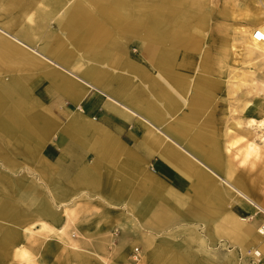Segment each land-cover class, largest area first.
<instances>
[{
    "label": "bare ground",
    "instance_id": "1",
    "mask_svg": "<svg viewBox=\"0 0 264 264\" xmlns=\"http://www.w3.org/2000/svg\"><path fill=\"white\" fill-rule=\"evenodd\" d=\"M203 3L204 0L138 4L134 0H0V158L3 164L17 170L21 164L13 161L12 154L26 155L36 163L28 171L59 189L57 177L66 173L72 181L75 175L61 166L67 154L65 138L69 136L73 144L87 145L96 155L83 167L81 181L97 185L113 196H125L129 204L128 222L134 231L115 246L124 264H130L127 255L135 243L143 246L140 264H186L193 256L190 251L180 255L158 241L165 229L185 221L174 211L176 205L174 209L170 207L168 199L183 203L188 196L182 197L180 190L157 174L150 161L153 156L165 161L189 185L188 191H194L193 212L197 219L215 220L217 236L226 240L222 239L223 244L234 247L229 250L231 264H248L251 257L264 264V220L258 217L264 215V205L235 168V162L251 171L261 165L262 183L264 108L260 116H250L245 122L254 132V139L244 149L239 145L241 139L234 137L227 141L223 152L211 114L190 143L182 144L185 126L200 119L212 103L211 91L217 85L207 75L214 73L209 69V56L201 55L197 60L199 68L194 65V54L201 51L202 39L198 35L207 26L206 17L200 15ZM52 22L61 32H67L65 38L53 29ZM115 30L122 38L137 37L140 47L158 45L152 62L147 64L142 52L130 54L126 50L129 40L122 43ZM257 31L264 33V11L255 18L254 26L244 31L249 52L264 56V41L255 37ZM71 39L103 66L88 65L90 59L78 62L70 47ZM149 67L174 88L188 109L167 131L161 127L164 119L159 106L143 91ZM166 67L177 68L181 74L169 80L163 70ZM158 85L154 83L156 92L169 98V107L177 109L178 101ZM95 92L103 96L97 107L103 104L129 122L140 120L142 132L135 146L125 143L99 121L95 109L86 111L85 103ZM51 97H56L61 107L69 103L75 106L66 120L48 105ZM50 142L62 152L56 161L43 155ZM0 178V219L18 226L21 232L0 222V264L13 258L33 259L35 255L25 248L21 234L28 233L26 236L33 239L36 226L59 236L70 252V264H89V258L94 259L82 238H90L82 229L90 223L84 217L90 210L83 194L56 198L54 210L41 196L38 183H13L4 175ZM100 222L101 219L97 224ZM193 228L184 225L179 231L188 234L190 242L199 239L205 244L206 238L198 236ZM73 231H79V235L73 236ZM136 248L139 247L133 249ZM235 248L242 258L237 257ZM206 250L211 252L212 247L208 244ZM42 260L33 264H42Z\"/></svg>",
    "mask_w": 264,
    "mask_h": 264
},
{
    "label": "rangeland",
    "instance_id": "2",
    "mask_svg": "<svg viewBox=\"0 0 264 264\" xmlns=\"http://www.w3.org/2000/svg\"><path fill=\"white\" fill-rule=\"evenodd\" d=\"M152 1L154 0H134L137 4L140 2ZM203 5L200 15L206 17L205 22L207 26L202 35H198L195 30L193 31L202 39L200 53L196 52L194 54L196 58V63L194 65H196V68H199V62H197V60L201 58V55L205 54L209 56V69L214 73H207V75L210 80H214L217 85L216 88L211 91L212 103L210 102L211 104H209L208 107L206 106L200 119L192 121L185 126L187 130L183 131L184 135L181 136L184 142H182V144L190 143L196 130L204 125L205 118L211 114L215 120L216 135L221 145H223V152L225 151L224 147L227 141L233 140L234 137L241 139L239 145L244 149L247 147V144L254 139V132L246 127L245 122L250 116H260L261 110L264 108V56L259 55V53L249 52V48L245 42L246 33H244V31L246 28L254 26L255 18L264 11V0H204ZM51 25L53 29L57 30L63 37L65 36L64 34H67V32H61L54 22H52ZM114 32L120 37L122 43L129 40L127 51L135 55L143 52L148 63L146 61L143 62L147 64L152 62L154 59L152 57L153 52H156L158 45L149 44V46L144 47V51H141L140 48L142 47H140L137 37L127 35V37L122 38L123 36L120 35L119 32L116 30ZM70 43L71 49L74 50L77 59H79L78 62L81 63L84 59L85 61L90 59L88 65L103 66L95 60L92 53L85 51L83 49L84 47L77 41L71 39ZM163 70H165V72H171L173 74L172 77L181 74L180 70L177 68L166 67V69L163 68ZM191 74L193 73H188V75ZM178 97L181 99L179 95ZM47 102L57 114L65 118L59 108L56 97L48 98ZM187 110V107L179 109L176 118H181ZM66 149V156H83L87 154L89 150L87 145H78L75 141L73 145V140L68 142ZM223 152L222 154L226 155ZM9 155H11V153H9ZM12 157L13 161L21 165L17 167V170H14L3 164L0 158V174L8 177L13 183H23L28 180L38 183L41 196L45 198L49 206L54 210H56L58 202L56 198L60 199L66 196L83 194V197L86 199L87 207L89 206L90 210V212L85 213L84 217L87 216L90 223L86 226L84 225L82 229H86L90 236L97 237L95 241L98 242L86 244L87 248H91L89 254L95 256L96 264H106L104 259L107 263L114 264L117 254L115 246L120 243L122 238H126L134 231L133 227L128 222V220L131 219V215L129 214L130 208L127 198L125 196L116 197V195L113 196L108 191H101L102 189L97 185H95L96 189L100 191H91L90 187H87L86 184L85 186H79L80 183H83L80 180L77 181L78 184L75 186L73 180H64V176L57 177L58 180L56 181L59 189H55L53 183L39 180V178L36 177V173H30L28 171L29 167H34L36 165L29 157L17 152H14ZM155 157L158 159L157 156ZM226 157L232 159L230 156ZM260 157H262L264 165V147L260 148ZM153 160L154 168L158 170L157 173L161 175L160 171H162L166 176H161L165 177L173 186L180 190L183 194L182 197L188 196L187 201L183 203L175 202L171 198L168 199L170 207L174 209L176 205L177 209H174V211L185 221L165 229L162 236L158 238V241L168 244L180 255L190 251L193 256L187 260L186 264H195L200 260L204 261L205 264H231V261L228 259L230 256L229 250L234 247H230L231 244L228 243L223 244V238L217 236L214 223L215 220L200 222L195 212H193L194 191H188L189 185L187 187V183L179 173L170 169L168 170V168L164 169V167H158L155 164L156 160ZM158 160L160 161V159ZM261 167L260 165L258 168H254V170L251 171L244 168L239 162H235V168L238 173L244 178L246 177L247 184L251 186L252 190L257 191V193L264 191V178L262 183L260 182V176H262ZM77 177L81 178L80 176ZM1 182L2 179L0 178V183ZM2 195L3 193L0 192V197H2ZM260 216L264 218L263 214H260ZM99 219H101V222L97 224ZM44 220L51 224L47 218ZM0 222L20 232L18 226L7 223L1 219ZM184 225L193 226V230L198 236L206 238V243L201 244V240L199 239L190 242L188 240V234L179 231V227ZM35 230L37 233L31 240L26 236L28 233L21 234L25 248L30 249L35 255L33 259L13 258L7 260L6 263L3 264H33L41 258H43V260L40 261L42 264H70L67 250H65V246L56 233H47L46 231L40 230L39 226H36ZM78 235L79 231H73V236L77 237ZM84 237L85 236H82V238ZM223 241L226 242L224 239ZM208 244L212 247L211 252L206 250ZM135 246L143 250L142 244L135 243L132 249ZM101 248H107L105 253H103L104 251H102ZM132 249H130L128 253V260L132 264H138L142 258L138 261H133L130 257ZM235 253H239L237 257L239 258V256H241L242 258V255H240L239 250L236 248Z\"/></svg>",
    "mask_w": 264,
    "mask_h": 264
},
{
    "label": "crops",
    "instance_id": "3",
    "mask_svg": "<svg viewBox=\"0 0 264 264\" xmlns=\"http://www.w3.org/2000/svg\"><path fill=\"white\" fill-rule=\"evenodd\" d=\"M140 49H141V51L145 50L143 47L140 48ZM149 63H151V62H149ZM149 68H150L149 69L150 74L148 75L147 78H145V80H143V82L146 84L143 87V91L146 93L147 96L149 95V98L152 101H154L159 106L158 108L160 109V113L162 112V116H163V119H164L163 120L164 123H162L161 127L163 129H166V131H167V130H169L168 127H170V125L172 123H175L174 120L176 118L178 110L182 109V108H185V105L183 103V100L179 99V97L177 95V92L174 90V88H172L170 85H168L165 81L159 79V77H157L156 74L153 73V71H152L153 68L152 67H149ZM126 74L134 76L133 72H128ZM170 74H172V73L171 72H167L169 80H170V78L171 79L173 78L172 75H170ZM137 80H140V79L137 78ZM154 83L157 84V85L159 83V85L161 87L165 88V90L168 92L170 97H172L174 100L176 99L178 101L177 109H175V107L174 108L169 107V103H168L169 98L162 97V96L160 97V95L156 92L157 89H155ZM139 87H141V86H139ZM102 97L103 96L100 95L98 92L92 93L89 96L88 101L85 103L86 104V106H85L86 107V111L88 112V111H91L92 109H95L94 115L98 118L99 121H101L103 124H105L112 132H115V133L119 134L120 138H122V140L125 143H127L128 145H130L132 147L135 146L137 141H138V138H139V136L141 135V132H142V129H141L142 123H140V120H138V118H135V119H133V121L129 122V121H126L124 118L119 117L117 114L108 111V109L103 104L101 106L97 107V105H98L99 101H101ZM58 105H59V103H58ZM73 107H75V106L72 103H69L66 107H63V106L61 107L59 105V108H60L62 114L65 116V118L62 115H60V114H58V115L62 119L66 120L69 117L70 112L74 109ZM70 140H71V138L69 136L67 138H65L64 145L67 146L68 142ZM88 149L89 150L87 151V154H85L83 156H66L65 155V157H64L65 159H63L64 160V164L61 165V166H64L63 170L65 171L68 168V169L72 170L73 172H75L74 179H73V183H74L75 186H77V184H78L77 181L78 180L81 181V179L79 177H77V176H82L81 171H82L83 167L88 165V163H90L91 160L93 159V156L96 155L95 152L93 153L90 148H88ZM61 154H62L61 150L53 142L48 143L46 145V147L44 148V150H43V155L50 161H56L57 158L60 157ZM153 159L156 160L155 164L158 167H162V168L164 167V169L168 168V170L170 169V170L175 171L165 161L161 160L158 157V159H160V161H159L155 156L150 158V161H151V164H152L153 167H154V160ZM155 171L156 172L158 171L157 168H155ZM63 176L65 178L64 180H68L69 179V178H67L68 175H66V173H64ZM79 186H85V184L84 183H80ZM88 186L90 187L91 191H100V190H97L96 187L94 188L93 185L88 184L87 187ZM255 195L259 199V201L264 205V191H260V193L256 192ZM258 217L262 218V216H258ZM262 219L264 220V218H262ZM96 238L97 237H93V236H90V238L84 237L83 239L85 241H83V242L84 243H88V244L98 243L97 241H95ZM90 240H92V241H90ZM89 249L91 250V248H89ZM117 250H116V253H117ZM69 253L70 252L67 251V254H69ZM131 253H132V251H131ZM131 253H130V257H131ZM89 255L94 257V259L89 258V264H96L95 256L92 255V254H89ZM127 260H128V255H127ZM128 262L130 264H132L129 260H128ZM69 263H70V261H69ZM105 263L106 264H110V263H107V262H105ZM114 264H124L118 258L117 254H116V257H115V260H114ZM138 264H140V263H138Z\"/></svg>",
    "mask_w": 264,
    "mask_h": 264
},
{
    "label": "built area",
    "instance_id": "4",
    "mask_svg": "<svg viewBox=\"0 0 264 264\" xmlns=\"http://www.w3.org/2000/svg\"><path fill=\"white\" fill-rule=\"evenodd\" d=\"M255 37L258 39V40H262V41H264V33L263 32H261V31H257L256 33H255ZM140 248V247H139ZM139 248H136V249H133L132 250V253H131V258L134 260V261H138L139 259H140V250L141 249H139ZM257 256V255H256ZM248 264H261L260 263V260H258V262H256L255 260H254V257H251L250 259H249V263Z\"/></svg>",
    "mask_w": 264,
    "mask_h": 264
},
{
    "label": "trees",
    "instance_id": "5",
    "mask_svg": "<svg viewBox=\"0 0 264 264\" xmlns=\"http://www.w3.org/2000/svg\"><path fill=\"white\" fill-rule=\"evenodd\" d=\"M160 171V170H159ZM161 175L166 176L162 171H160Z\"/></svg>",
    "mask_w": 264,
    "mask_h": 264
}]
</instances>
